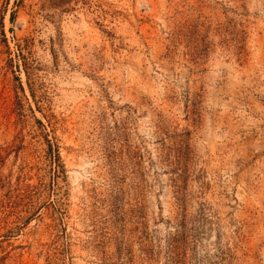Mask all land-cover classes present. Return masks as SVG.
<instances>
[{
  "label": "rangeland",
  "instance_id": "1",
  "mask_svg": "<svg viewBox=\"0 0 264 264\" xmlns=\"http://www.w3.org/2000/svg\"><path fill=\"white\" fill-rule=\"evenodd\" d=\"M0 264H264V0H0Z\"/></svg>",
  "mask_w": 264,
  "mask_h": 264
}]
</instances>
